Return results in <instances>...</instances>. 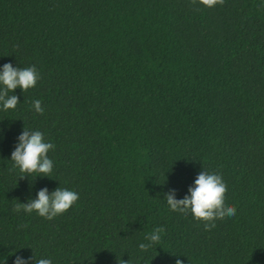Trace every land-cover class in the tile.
<instances>
[{
  "label": "trees",
  "instance_id": "16d2710c",
  "mask_svg": "<svg viewBox=\"0 0 264 264\" xmlns=\"http://www.w3.org/2000/svg\"><path fill=\"white\" fill-rule=\"evenodd\" d=\"M6 63L40 79L0 106V264H264V0H0ZM24 128L55 145L50 177L13 168ZM201 171L236 207L207 231L165 200ZM58 187L79 194L62 215L13 211Z\"/></svg>",
  "mask_w": 264,
  "mask_h": 264
},
{
  "label": "clouds",
  "instance_id": "9594fccd",
  "mask_svg": "<svg viewBox=\"0 0 264 264\" xmlns=\"http://www.w3.org/2000/svg\"><path fill=\"white\" fill-rule=\"evenodd\" d=\"M189 2L193 6L199 4L207 8L224 4V0H189ZM39 79L40 74L34 65L20 68L13 67L10 63L4 64L0 69V106L3 110H14L20 103L16 95H10L11 92L17 88L26 92L35 87ZM32 106L37 114L44 113L40 100L33 101ZM54 149L53 143L45 142L41 131H29L24 128L11 153L13 168H18L21 173L25 174L20 178L32 174H36L35 177H50L53 171V161L48 157V153ZM226 192L227 184L220 174L201 171L195 178L193 186L188 188V195L182 199H176L175 190H169L165 194V200L171 211L181 214L190 212L195 220L204 223L207 231L216 226V220L236 215V207L225 204ZM78 199L79 194L72 190L58 187L49 193L47 188H41L34 200H29L27 203L17 202L13 211L18 213L23 210L28 214L36 212L39 216L52 220L69 210ZM164 231L163 227L154 228L151 234L145 236L148 242L140 243L139 249L147 251L153 245H158L161 241V233ZM13 264H28V261L17 255ZM36 264H52V261L49 258H41L36 260ZM121 264H127V261L121 260ZM176 264H182V261L177 259Z\"/></svg>",
  "mask_w": 264,
  "mask_h": 264
}]
</instances>
